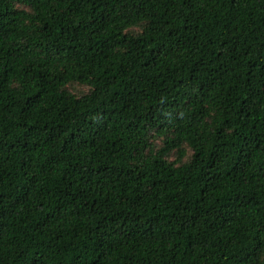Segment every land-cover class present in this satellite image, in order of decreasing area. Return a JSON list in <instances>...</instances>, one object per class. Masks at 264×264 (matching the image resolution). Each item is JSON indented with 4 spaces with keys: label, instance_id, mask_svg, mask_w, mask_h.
<instances>
[{
    "label": "trees",
    "instance_id": "1",
    "mask_svg": "<svg viewBox=\"0 0 264 264\" xmlns=\"http://www.w3.org/2000/svg\"><path fill=\"white\" fill-rule=\"evenodd\" d=\"M0 264H264V0H0Z\"/></svg>",
    "mask_w": 264,
    "mask_h": 264
},
{
    "label": "rangeland",
    "instance_id": "2",
    "mask_svg": "<svg viewBox=\"0 0 264 264\" xmlns=\"http://www.w3.org/2000/svg\"><path fill=\"white\" fill-rule=\"evenodd\" d=\"M74 89L73 92L76 93V94H83V93H86L85 90L83 88H79L77 86H75V88H72Z\"/></svg>",
    "mask_w": 264,
    "mask_h": 264
}]
</instances>
